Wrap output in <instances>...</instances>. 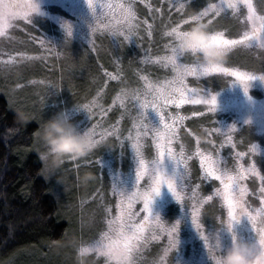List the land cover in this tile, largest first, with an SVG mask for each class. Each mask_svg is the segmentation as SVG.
Masks as SVG:
<instances>
[{
	"label": "rangeland",
	"instance_id": "374dc122",
	"mask_svg": "<svg viewBox=\"0 0 264 264\" xmlns=\"http://www.w3.org/2000/svg\"><path fill=\"white\" fill-rule=\"evenodd\" d=\"M152 1L159 5V9L155 12L151 9ZM9 2L23 4L29 0H4V3ZM97 2L133 5L138 27L137 35L133 36L131 43L122 38L116 39L106 31H98L95 34V40L98 42H95V50H93V45L89 41L93 36L91 27L95 24L96 16L86 0H36L39 11L29 13L27 18L22 15L18 16L12 21L11 27L6 29V34L0 36V90L11 102L15 111L28 113L43 124L45 120L61 111L54 108L47 109L44 105L49 106L48 102L51 99L53 102L56 95L52 92V96H50V91H55L57 89L55 86L62 84L64 86L63 93L69 101V103L66 101V104H71L72 100L79 99L80 103L77 106L80 105V111H74L71 114L66 112L79 131L84 132L97 124L100 125L96 129L97 133L104 129L110 130L111 126L116 125L115 122L119 120H121L123 128L130 129L132 127L131 116L136 115L137 111L132 100L131 103L125 104V107L120 105L116 107L111 118L110 114L107 118L102 117L99 107H95L94 112L91 113L82 107L94 101L102 106H106L104 101L111 100V105H115L117 102L114 103V99L119 93V86L108 92H106L108 89L103 92L102 73L100 70L96 72L97 68L102 69V65L109 67L115 65L118 69L119 64L121 68L126 64L131 72L124 84V89L128 90L129 97L135 90H143L144 81L140 79L141 75L150 77L153 74L155 78L160 77L159 81L170 78L172 75L170 68L155 63H146L147 65L142 68L140 63L134 59L133 63H128L134 56L133 50L130 48L132 46L129 45L138 44L140 38L138 34L142 26L141 11L146 12L148 20L151 21V23H147L146 33L143 32L145 37L141 36L140 45L136 46L137 53L143 51L145 58L149 52L153 56L164 55L167 52L165 45L169 43L170 38L162 36L166 26L170 23L174 26L175 23L183 19L188 23L182 24L181 30H188L195 24L189 17L208 8L210 4L220 5L222 0H97ZM252 2L257 6L258 13L264 12V5L260 4V0H252ZM181 3L184 4V8L182 11H177L176 6ZM99 11V6H97V14ZM102 11H107V9H102ZM246 14V7L241 5L238 13L239 20L233 15L232 10L226 9L214 19V13L209 12L202 22L207 23L209 19H212L215 30L225 31L226 35L230 32V38H237L238 34H242L244 30L242 25ZM65 24H70L72 27L71 37L67 35ZM149 25H152V35H149ZM41 40L44 41V46L41 45ZM106 49L114 51V55L119 56L120 60L118 62L110 60L108 64L103 63L102 57L107 56ZM261 52L264 50L249 51L237 48L223 60L225 67H236L240 71H252L257 76L256 79L249 81L250 86L247 93L237 78L230 75L210 74L208 77L199 79L188 78L189 87L203 89L208 94L205 96L206 99L211 95H216L215 113L208 112L209 106L204 104H184L179 108L175 105L169 107V113L185 117L183 125L179 127L180 140L175 142L173 147L179 151L180 144L183 143L187 153L192 155V159L188 162L190 174L183 181L187 195L182 207L167 187L162 186L160 194L153 197L151 209L154 216L159 215L161 220L168 225L179 221V243L177 248L165 257L164 250L169 243L166 234L157 233V238H152L150 234L146 233L148 240L146 243L142 242L136 257V264H214V261L209 258L208 248L193 226L190 216L192 201L188 197L193 191H198L201 196H207L212 195L217 187H221L218 181L204 179L199 156L194 155L197 137H199L201 150L211 152L214 156L218 155L221 158V167L226 163L229 168H235L237 164L248 168L255 163L259 175L250 174L247 179L242 181V184L247 188L245 206L249 211L264 207V199L261 196V187L264 186V182L261 180V177H264V80L259 78L264 75V71H261L264 65L260 59ZM21 53L23 56L20 55ZM56 53L60 55L57 56ZM93 57L97 61L92 63L90 59ZM194 59L190 55H185L182 58L185 63H192ZM54 60L57 61L56 64H54ZM47 62L55 65L53 72H48L45 67L48 65ZM138 69L141 70L139 73ZM99 73L100 77H97ZM39 74L45 75V78L48 79L37 80ZM204 92H200V95H204ZM196 112L203 113V115H193ZM94 113H96L95 118L100 120L97 119L94 121L96 124L89 125L93 120ZM74 117L79 118L72 120ZM125 118L129 120L130 124H126L123 120ZM147 118L154 125L159 124V116L154 110L148 109ZM233 126H235L234 130L230 133L232 143L226 142V135L215 131L216 128L227 131ZM126 136V132L122 133L123 147L121 148L124 149V152L116 143L119 140L115 139L107 147H104L105 142L99 144L100 147L98 146L83 159L65 160L55 174L44 169V176L51 182L53 194L63 208L61 215L68 219L72 227V234L67 243L56 250L61 258L60 264L72 263L75 243H80H77L76 255L77 249L83 244L98 239L101 232L107 231L105 206L111 209V214L107 217L111 218L117 214L116 205L120 199L118 195L113 194V178L115 177L127 190H132L135 162L132 158L130 142L124 139ZM110 137L115 136H106L104 140ZM96 138L99 139V135ZM40 142V147L46 151V146L41 139ZM253 144L258 145L255 152L252 151ZM148 145L149 147L145 151L148 156H152L155 150L150 137ZM104 151L105 154L101 155ZM237 152H242L245 155L237 160ZM97 155L99 156L94 157ZM88 158H93L88 161L92 164L86 162ZM98 160L101 162L100 165L96 163ZM81 161L83 164H75L70 167L72 162ZM85 172H90L93 176L87 185L80 181V177ZM197 186L199 187L197 188ZM141 208L142 203L137 202L135 211L140 212ZM143 215L144 213H140L137 222ZM227 219V208L218 197L214 196L213 200L207 202L201 210L205 235H210V232L218 233L223 247L231 246L233 232L238 238L248 242L254 241L259 247V237L247 217H242L239 222H234L232 232L227 231ZM221 221L225 223L221 224ZM209 244H215L214 236L210 237ZM105 260V257H98L95 253H91L87 257V264H105Z\"/></svg>",
	"mask_w": 264,
	"mask_h": 264
},
{
	"label": "snow or ice",
	"instance_id": "6c2138e0",
	"mask_svg": "<svg viewBox=\"0 0 264 264\" xmlns=\"http://www.w3.org/2000/svg\"><path fill=\"white\" fill-rule=\"evenodd\" d=\"M89 8L96 16L94 26L91 27L93 34L89 41L95 50V34L98 31H106L116 39H123L132 42L133 36L137 35L138 27L137 17L131 4L125 3H98L97 0H87ZM260 4L264 5V0H260ZM243 5L247 9V14L244 17L242 25V34H238L237 38H230L231 33L226 35L225 31L215 30L213 28V20L209 19L207 23H203L209 12L214 13L213 19L220 16L221 12L232 10L234 16L239 20V8ZM97 6L99 13L97 14ZM177 11H182L184 4L176 6ZM107 9V11H102ZM39 6L36 0H29L26 3H4L0 0V36L6 34V29L11 27L12 21L18 16L28 17L29 13H37ZM195 24L207 26L212 34V42L218 47L225 50L227 55L233 52L234 49L243 48L249 51L257 49L264 50V12L258 13L257 6L252 0H222L220 5L210 4L208 8L195 15L189 17ZM188 23L187 20L181 19L173 26L171 23L166 26V30L162 32L163 37L170 38L169 43L165 45L167 52L164 55L153 56L150 52L146 54L144 63H155L165 68H170L172 75L163 81L152 80L148 75H141L140 79L144 81V88L135 90L131 95V100L136 106V115L131 116L132 127L127 130V136L124 137L130 142L132 150V158L135 162L134 183L131 191L121 186L117 179L113 178L112 191L114 195L120 197L116 205L117 214L111 218H107L111 214V209L105 206L107 231L100 233L99 238L83 244L80 248L82 251L95 253L98 257H105V264H136V257L140 251L142 242L146 243L148 235L152 238H157L156 234H166L169 241L168 246L164 250V256L177 248L179 221L171 225L166 224L161 220L159 215H153L151 205L154 195H159L162 186H166L172 193L175 200L184 206L185 197L187 195L186 186L183 183L186 176L190 174L189 161L192 155L187 153L186 146L181 143L180 149L177 151L173 144L180 140L179 127L183 125L185 117L179 114H171L168 112L170 106L175 105L179 108L184 104L209 106L208 112L215 113L217 106L216 95H211L205 98L208 94L203 89L190 88L188 78L208 77L210 74H223L225 76L236 77L243 87L245 93L249 88V81L256 79L257 76L252 71H240L236 67H225L223 61L213 65H205L200 63L194 54H188L194 57L192 63L183 62L182 58L185 55H180L177 51V41L186 30H181V25ZM67 35L71 37L72 27L70 24L64 25ZM149 35H151L152 25L148 26ZM44 46V41H40ZM23 56V54H20ZM59 56V53H56ZM260 59L264 65V52H261ZM141 70H137L139 73ZM261 71H264L262 66ZM109 79L120 80L123 76L122 70L114 75L105 72ZM264 80V75L259 76ZM204 92V95H200ZM99 96V93H98ZM127 90L121 89L114 99V103L119 101L121 107H125ZM89 113L95 107H99L103 111L102 105L94 101L90 104L82 106ZM148 109H152L159 116V124L154 125L147 118ZM131 115V113H128ZM193 115H203V113H193ZM99 124L86 130L92 135L98 145L103 142L106 136H115L118 140L121 139L122 132L118 126H111L110 130L104 129L97 133ZM234 127L223 131L221 128H216L215 131L221 135L227 136V143H232L230 133ZM99 135V139H97ZM151 138V144L154 147V155L148 156L145 149L149 147L148 139ZM123 147V140H121ZM223 147V144H221ZM235 147V145H233ZM258 145H252V151L255 152ZM219 151V150H217ZM123 155V153H121ZM194 155L199 156L200 167L203 170L204 179L218 181L221 187H217L212 195L201 196L198 191H193L188 198L192 201L191 207V222L203 239L205 246L208 248V256L212 261H216L219 234L210 232V235H205L204 225L201 221V210L204 205L213 200V197H218L222 200L227 208L226 227L229 230L233 229L234 222H239L242 217H247L253 230L259 237V248L264 249V207L249 211L245 206V195L247 188L242 184V181L248 178L250 174L259 175L255 163L250 167L245 168L242 164H237L235 168L227 167L226 163L221 167V158L214 156L211 152H205L199 147V137H197V147ZM245 154L237 152L236 157ZM42 158V157H41ZM100 165V160L96 161ZM183 166V167H182ZM264 182V177H261ZM143 182V183H142ZM199 186H197L198 188ZM261 196L264 199V186L261 187ZM137 202L142 203L140 212L135 211ZM140 213H144L142 218L137 222ZM189 214V212H188ZM221 221V224H224ZM214 236L215 244L210 245V237ZM233 237L235 233L233 232ZM256 244L254 241H252ZM163 260V258H162Z\"/></svg>",
	"mask_w": 264,
	"mask_h": 264
},
{
	"label": "trees",
	"instance_id": "16d2710c",
	"mask_svg": "<svg viewBox=\"0 0 264 264\" xmlns=\"http://www.w3.org/2000/svg\"><path fill=\"white\" fill-rule=\"evenodd\" d=\"M170 7L169 5V10ZM151 9L155 12L159 9V5L154 4L152 1ZM141 13L142 26L138 34L140 38L138 44L129 45L132 46L130 48L133 50L134 56H131L132 58L128 63H133L134 59L144 68L147 65L143 62L144 52L137 53L138 49L136 46L140 45L141 36L145 37L144 33H146L147 23H151V21L148 20L146 12L142 10ZM106 52L107 56L102 57L103 63L108 64L110 60H117L116 62L120 60L119 56L116 57L114 55V51L106 49ZM153 53L159 54L158 52ZM96 61L94 57L90 59L92 63ZM54 62L56 64L57 61L54 60ZM49 63L47 62L48 65L45 67L48 72H53L55 65ZM149 67L152 68L151 66ZM99 70L102 73L101 80L103 82L101 85H103V92L107 89L106 92H108L119 86L120 93L121 89H124L127 76L131 74L126 64L123 68L119 64L118 69L115 65L112 67L102 65V69L98 67L96 72H99ZM121 70L123 76L120 80L109 79L105 75L106 71L116 75ZM97 77H100V73ZM37 78V80L48 79L43 74L37 75ZM159 78H155L153 74L150 75L152 80H159ZM55 88H57L56 90L54 89L55 91H50V96H52L53 92L56 97H54L53 102L52 99L49 100V106L44 105L45 108H54L59 111L70 112V114L74 111H80V105L77 106L80 103L79 99H74L71 104H66L68 98L63 93L64 86L58 84ZM127 96L129 97V95ZM104 103L106 106H102V117L107 118L110 114L111 118L115 108L120 103L117 101L115 105H111V100L104 101ZM127 103H131V97L125 101V104ZM92 112H94V109ZM16 113L17 111L12 108L11 102L0 90V264H60L61 258L56 253V250L67 243L68 238L72 234V227L68 219L62 217L61 211L63 208L53 194L51 182L44 176L45 164L44 160L41 159V154L45 150L40 147L39 136L42 123L32 117L29 122L20 123L16 118ZM95 116L96 113L93 114V120L89 125L96 124L94 121L99 118H95ZM78 118L74 117L72 120H77ZM123 120H125L126 124H130L128 119L125 118ZM115 124L123 134L127 133L128 128H123L121 120L115 122ZM115 139L117 138L110 137L104 140L102 144L105 142L104 147H107ZM116 143L122 150L121 139ZM122 151L124 152V149ZM104 154L105 151L101 155ZM89 160H93V158H88L86 161L88 164H92L88 162ZM75 164L83 163L82 161L72 162L70 167ZM54 241L59 243H54ZM77 243L74 244L71 264H77L75 251L78 244H80Z\"/></svg>",
	"mask_w": 264,
	"mask_h": 264
},
{
	"label": "clouds",
	"instance_id": "9594fccd",
	"mask_svg": "<svg viewBox=\"0 0 264 264\" xmlns=\"http://www.w3.org/2000/svg\"><path fill=\"white\" fill-rule=\"evenodd\" d=\"M177 51L182 56L194 54L195 58L205 65L220 63L227 56L224 49L212 42L211 32L207 26L202 24H194L184 32L177 41ZM16 118L20 123H27L31 116L18 110ZM39 136L46 146V151L41 154V157L45 162L46 171L51 174H55L65 160L83 159L99 146L92 135L78 130L66 111H60L45 120ZM92 179L90 172H85L80 177L84 185ZM227 231L232 232L229 229ZM54 243L59 242L54 241ZM90 254L78 248L77 264H87V257ZM214 264H264V249L235 235L231 246L227 248L223 247L219 240L217 259Z\"/></svg>",
	"mask_w": 264,
	"mask_h": 264
}]
</instances>
